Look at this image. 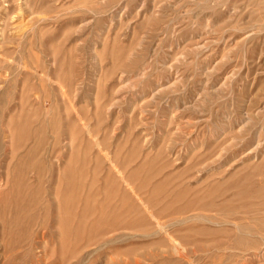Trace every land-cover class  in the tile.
Masks as SVG:
<instances>
[{"label":"rangeland","instance_id":"rangeland-1","mask_svg":"<svg viewBox=\"0 0 264 264\" xmlns=\"http://www.w3.org/2000/svg\"><path fill=\"white\" fill-rule=\"evenodd\" d=\"M262 8L0 0V264H264Z\"/></svg>","mask_w":264,"mask_h":264},{"label":"bare ground","instance_id":"bare-ground-1","mask_svg":"<svg viewBox=\"0 0 264 264\" xmlns=\"http://www.w3.org/2000/svg\"><path fill=\"white\" fill-rule=\"evenodd\" d=\"M250 3V2H249ZM258 3V2H257ZM251 4V3H250ZM263 4V3H262ZM251 6V5H250ZM263 6V5H262ZM258 7V6H257ZM253 8V7H252ZM259 8V7H258ZM256 9V6H255ZM263 9V8H262ZM264 10V9H263ZM262 12V11H261ZM256 13V12H255ZM261 17V16H260ZM264 20V19H263ZM261 21V20H260ZM259 22V21H258ZM259 24V23H258ZM257 25V24H256ZM142 71V70H141ZM158 86V85H157ZM161 89V88H160Z\"/></svg>","mask_w":264,"mask_h":264}]
</instances>
